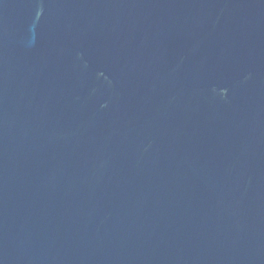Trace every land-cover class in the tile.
<instances>
[{"label": "water", "instance_id": "1", "mask_svg": "<svg viewBox=\"0 0 264 264\" xmlns=\"http://www.w3.org/2000/svg\"><path fill=\"white\" fill-rule=\"evenodd\" d=\"M0 264H264V0H0Z\"/></svg>", "mask_w": 264, "mask_h": 264}]
</instances>
